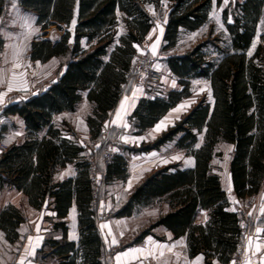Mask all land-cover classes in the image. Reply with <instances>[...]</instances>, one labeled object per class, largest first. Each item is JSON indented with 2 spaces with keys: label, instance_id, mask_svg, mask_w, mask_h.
I'll return each instance as SVG.
<instances>
[{
  "label": "trees",
  "instance_id": "1",
  "mask_svg": "<svg viewBox=\"0 0 264 264\" xmlns=\"http://www.w3.org/2000/svg\"><path fill=\"white\" fill-rule=\"evenodd\" d=\"M170 12L164 36V51L174 48L180 29L196 31L210 23L208 16L212 0H169ZM220 2L221 0H217ZM144 2L159 0H79V22L72 49L69 35L55 46L47 41L33 44L36 59H48L53 55L68 58L66 74L49 90L38 93L25 103L14 104L5 114L20 115L26 122L31 140L19 147L8 148L0 160V180L24 190L34 204H40L47 194L54 197L59 217H66L72 200L71 182L58 190L50 186L51 166L55 156L61 153L72 159L77 149L72 146H56L40 142L35 135L50 125L53 115L74 111L81 100L80 91L89 89V98L96 103L95 118L89 120L92 138L102 134L103 122L122 94L121 85L126 74L132 73V63L137 52L134 43H141L150 29V16L144 11ZM21 5L38 14L44 29L52 21L69 23L75 0H22ZM8 0H0V17ZM259 0H245L233 4L224 11L229 40L209 36L208 40L183 55L170 56L167 63L179 78L181 91H170L167 98L144 99L134 112L138 129L142 133L152 127L161 116L183 98L189 97L193 79L210 81L213 103L202 101L174 127L150 144H143L135 152L159 149L164 143L176 139V148L195 159L192 169L182 170L178 165L168 166L148 177L137 186L130 199L113 217L131 216L139 205H149L156 199L168 204L170 211L160 217L149 229L142 232L134 243L159 226L170 230L176 238L187 236L190 257L205 256V264L217 259L229 264L237 246L242 241L243 230L238 213L231 210L228 193L220 177L213 172L212 161L217 156L216 146L228 142L235 147L230 163V173L235 195L240 200L255 197L264 180V54L258 49L248 55L254 37L255 25L261 13ZM122 12L127 27L125 35L116 38L117 10ZM233 23L228 24L229 14ZM86 40V47L81 43ZM115 51L106 62L108 48L115 44ZM222 43V46L217 44ZM229 43V44H228ZM214 46L218 59L205 50ZM121 89V90H120ZM52 127V125H51ZM55 134L54 132H51ZM204 133V143L198 144V135ZM84 150V149H83ZM118 156V155H117ZM115 156L106 166L105 181L109 173L125 174L121 160ZM56 161V160H55ZM91 161L85 158L80 165L82 179L77 191L80 208L81 241L79 246L66 240L65 223L61 227L62 240L48 238L38 252L40 264H105L103 243L97 232V212L92 208L93 190L90 180ZM205 212V224L197 221ZM0 216V229L15 237V228L22 216L14 207H8Z\"/></svg>",
  "mask_w": 264,
  "mask_h": 264
},
{
  "label": "crops",
  "instance_id": "2",
  "mask_svg": "<svg viewBox=\"0 0 264 264\" xmlns=\"http://www.w3.org/2000/svg\"><path fill=\"white\" fill-rule=\"evenodd\" d=\"M9 1L10 0H8V3ZM21 1L22 0H17V3L22 9L35 14L36 25L40 27L43 37H45L44 39H39L32 42L30 47V58L33 60L32 65H35L37 69H40L41 66H45L52 61L57 60V63H54L52 70H49L43 74V78L46 81V86L43 88L42 92H45L52 88L51 86L53 84H57L63 75L66 74L69 61L67 57L62 55H53L50 58L44 60L36 59L33 56V44L40 41H47L55 46L62 41L65 35H69L68 43L70 44V49H72L76 36V28L79 22V0H75L72 14L73 16L68 24L55 23L52 21L51 25L46 29H44L39 23L38 14L31 10L25 9L21 5ZM244 1L245 0H221L218 2L217 0H212V8L208 16L210 23L206 26H203L202 29L196 31L180 29L178 43L182 33H195L202 30L204 31L205 29L209 30L207 33V39L205 41L208 40L210 35L219 37L223 40H229L230 34L225 27L226 22L224 21V11L228 8V6L233 4L234 7V5L237 3L242 4ZM259 1L262 3V10L256 22L257 24L255 25L252 43L248 49L249 56L257 53L256 51L258 49H260L264 54V0ZM159 4L160 6L158 7L156 6L155 2H144L143 9L152 19V25L145 34L143 41L141 43L133 44L135 51L138 54L140 52L139 50H141L140 48L146 45L148 41H151V37H153L155 28L157 27V23L155 21L156 19H154L148 12L149 7H153L157 10L166 9V16L159 41V44L163 43L164 47L166 24L170 12L169 6L172 4V2L169 0H159ZM216 9H219L220 11V23L217 31V26H215V23L213 22V16L211 13L212 10ZM73 21H75L74 24ZM117 21L118 25L116 27V38L119 39L121 36L128 33L127 27L124 23L123 14L119 11V9L117 10ZM227 22H229L228 24H232L234 22L231 13L229 14ZM53 28L57 29V31L60 33L59 36L54 40L49 38L50 32ZM81 43L84 45V48H87L85 45V39H82ZM117 44L118 41L108 48V53L104 56V60L106 62L110 60L111 53L115 51ZM177 45L175 47H177ZM217 45L222 46V43ZM148 50L151 52L149 47ZM162 50L164 51L163 48ZM205 51L211 53L214 59H219L221 57V55H217V50L214 49V46L208 47ZM169 57L170 56H168V58ZM167 60H164L159 64H161V66L165 69L166 74H169L173 78L169 80L170 83L166 82L164 80L166 79V76L157 70L159 64L156 66L157 69H154L157 73L158 83H164L163 81H165L167 86L170 85V88H168L166 92H162L160 95H154L152 93L153 91L148 90L147 87L135 85V76L131 75L130 71H128L126 74V83H122L121 85V89L123 90L122 94H120L115 107L108 111L107 117L103 122L102 132L108 127L110 129L116 128L122 133L123 138H127V142L125 139H123L125 143L124 149L117 156L122 162L125 174H123V176H118L114 173H111V175L109 173V177L106 181V205L108 209H114L115 213L120 210L121 207L130 199L134 189L141 185L152 174L173 165H178L182 170L192 169L195 166L194 157L191 155H186L184 151L177 149L175 146L176 151L183 154L182 160L173 162L169 165H166L165 167H155L152 169L154 164L160 163L162 165V160H160L161 158L158 157L160 150L166 144H176V139L168 141L164 143V145L159 149L151 150L149 152L134 151L135 149H138L136 147L140 148L143 144H150L154 142L156 139L162 136L164 132L168 131L177 124L176 123L174 126L172 125L174 124L175 117L180 112V110L176 111V109H180L181 105H184L186 101L193 97L194 93L192 90V83L194 81H202L206 83L207 94L203 95L202 98H200V101L195 106L191 107L189 111L183 116V118L202 101L213 103V94L210 81L207 79H193L191 81L190 91L192 94H190L189 97L183 98L175 106L171 107L163 116L160 117L156 123H154L152 127L147 128L141 133L138 129L135 119L133 118L134 112L136 111L137 107L140 106V102L144 99L155 100L156 98H167L170 91H181L182 89L179 83V78H177L172 73L168 66L169 63H167ZM79 94L81 95V100L76 104L74 111H63L53 115L54 117L52 118L50 125L44 126L35 135L39 143L42 141L50 142L56 146H63V144H65L77 149V155L72 159H67V157L64 156L60 150L55 156L56 161L54 160V162H50V186L54 188V190H58L64 184L71 182L73 195L66 213V217H59L58 211L56 210L57 203H55L54 197L50 196L49 194H47L43 201L37 205L34 204L35 202L30 200V197L24 192V190L18 189L19 187L14 185L12 182H9L7 178L0 180V216H2L1 214L8 207H14L22 216L21 222L15 228L16 231L14 238H10L7 231L0 229V242H4L10 247H18L13 260L8 264H40L36 261V258L38 256V252L42 247H44L43 245L45 241L48 238H52L54 240L63 239L64 232L62 231L61 227L56 228V224L59 223H65L67 228L66 240L79 246L81 241V226L79 208L80 204L77 193L79 189L77 188H80L79 184L80 180L82 179L80 165L89 155L86 150H83L82 141L92 138L93 132L89 120L95 118L96 110V103H94L89 98V89L80 91ZM37 95L38 93L30 96H16L13 99L5 98L2 101V105L0 106V141L6 143L8 148L22 146L26 142L30 141L31 137L34 136H32L29 132L25 120L20 115L5 114V109L14 104L21 105L30 98ZM118 112L119 118L117 117ZM113 121H115V123H113ZM161 122H163V125L160 127V129L154 130L158 124H161ZM125 124L127 127L124 126ZM51 132H54L55 134H52ZM198 136V144L201 145L204 143V133L199 134ZM140 137H144L145 139L141 140L139 139ZM220 147H224L227 150L226 166L223 171L219 172L213 169V172L220 177L224 189L227 191L228 196H230L229 200L231 203V210L238 213L240 217V226L243 230L242 241L239 243L243 246V249L241 252L236 251L229 264H264V213H262V209H264V180L260 192L254 197L255 200L253 205L249 206L246 203L247 199H238L233 189L230 173V163L233 158L235 147L233 144H229L228 142H220L216 146L215 152H217L218 155L215 156L214 159L220 156V152H218V148ZM4 154L5 152L0 153V160ZM152 158L154 160L156 159L155 163L149 165ZM214 159L212 161V168ZM157 160L159 161L158 163L156 162ZM189 160L192 161L191 164L186 163ZM104 169L105 174L106 172L108 173L106 167ZM129 181H131L130 187ZM117 200H123L124 204L119 208H113L111 202ZM170 209L171 208L166 202L156 199L149 205H139L131 216L120 218L113 217L114 221L97 222L96 226L98 236L101 238L104 249L103 252L106 254V257L103 259V263L110 264L109 259H112L114 262L113 264H205V256L203 254L190 257L191 252H189L187 236L176 238L174 234L164 226L154 228L150 234L144 236L139 242L134 243L136 238H138L142 232L149 229L151 225H153L160 217L167 214ZM205 215L207 219H205ZM136 219L138 220V224L134 225L133 221ZM123 220L131 222L132 227H130L128 232L125 230L122 232V228L118 226L119 223H121L120 221ZM207 220V214L205 212H201V216L197 223L205 224ZM101 225H107V227L102 228ZM258 228L261 229L260 232H257ZM113 238H115L118 243L113 244ZM121 244H123L122 247H120ZM257 245H259V248ZM133 248L143 249V252L130 253L127 257L121 255L119 261L116 259L117 255ZM161 252H163V255H160ZM177 254L179 255L177 256ZM213 263L222 264L217 259L213 260ZM0 264H4L1 256Z\"/></svg>",
  "mask_w": 264,
  "mask_h": 264
},
{
  "label": "rangeland",
  "instance_id": "3",
  "mask_svg": "<svg viewBox=\"0 0 264 264\" xmlns=\"http://www.w3.org/2000/svg\"><path fill=\"white\" fill-rule=\"evenodd\" d=\"M165 11L166 9L157 10L153 7L148 8L150 15L156 19L155 21L157 23V27L155 28L153 37H151V41H148L147 44L141 47V50H139V54L141 56L152 59L155 66L154 69H157L156 66L160 62L164 60L166 61L168 56L183 55L200 43L205 42L207 39V33L209 32L208 29L195 33L184 32L180 36L177 47L164 52L162 50L163 43L159 44V41L166 16ZM219 12V9L212 10L211 12L213 16V22L215 23V26H217L216 31L218 30L220 23ZM59 34V31L53 28L50 32L49 38L54 40L59 36ZM44 38L45 37H43L40 27L36 25L35 14L22 9L17 3V0H10L3 15L0 17V106L2 105V101L5 98L13 99L16 96H30V93H37L40 88H44L46 86V81L43 78V74L49 70H52L54 63H57V60L52 61L45 66H41L40 69L36 68V70H33V60L30 58V47L32 42ZM153 46H155V52H153ZM148 47L151 49V52L148 50ZM157 70L163 73V75L166 76V79L164 80L170 83L169 80L173 78L169 74H166L165 69L161 66V64H159ZM165 81H163L164 83H157L153 86L147 85L145 87H147L148 90L153 91L152 93L154 95H160L162 92H166L167 89L170 88V85L167 86ZM192 90L194 93L193 97L184 103L183 108H180V112L175 117L174 124H172L173 126L183 118V116L189 111L191 107L195 106L200 101V98H202L203 95L207 94V85L202 81H194L192 83ZM104 131L114 135H119L121 137L122 145L118 148V152L120 153L124 149L125 144L122 133L116 128L110 129L109 127L105 128ZM218 152H220V156L214 159L213 169L220 172L223 171L226 166L227 150L224 147H220L218 148ZM182 155V153L176 151L175 144H166L160 150V154L158 155V157L161 158L160 160H162V165L160 163L154 164L152 169L155 167H165L166 165H169L173 162L180 161L182 160ZM173 157L180 158L173 159ZM155 160L152 158L149 165L155 163ZM156 162L158 163L159 161L157 160ZM99 168L102 171L104 170L102 164H100ZM106 194L107 185L104 187L103 199L100 203L102 205L100 210L104 215V217L99 220L100 222L114 221L113 215L115 214V210L107 208ZM111 204L113 205V208H119L124 204V201H112ZM120 222L121 223H119L118 226L122 228V232L124 230L128 232L130 227H132L130 221L123 220ZM133 222L134 225L138 224L137 219ZM122 246L123 244L120 245V247ZM17 248V246L10 247L4 242H0V256L2 257L4 264H8L13 260Z\"/></svg>",
  "mask_w": 264,
  "mask_h": 264
},
{
  "label": "built area",
  "instance_id": "4",
  "mask_svg": "<svg viewBox=\"0 0 264 264\" xmlns=\"http://www.w3.org/2000/svg\"><path fill=\"white\" fill-rule=\"evenodd\" d=\"M33 70H36V66L33 65ZM132 73L134 77V83L137 86H153L158 83L157 73L154 70V62L150 58H144L140 54H136L132 63ZM43 91V88L37 93ZM29 93V91H28ZM36 93H30L33 95ZM122 145V139L119 135H114L112 133L103 131L100 138L98 139H85L82 141L83 149L87 151L88 158L91 161V172L90 180L93 190L92 196V208L97 212L98 219L104 217L101 212V201L103 199L104 187L106 185L105 181V169L100 170V164L103 165V168L107 164L111 163L110 161L119 154L118 148ZM8 146L6 143L0 141V153L6 152ZM115 149V151H113ZM231 199V198H230ZM255 198H248L246 203L251 206L254 204ZM243 246L239 244L237 246V252H241ZM106 257V256H104ZM110 264H113V260L109 259Z\"/></svg>",
  "mask_w": 264,
  "mask_h": 264
},
{
  "label": "snow or ice",
  "instance_id": "5",
  "mask_svg": "<svg viewBox=\"0 0 264 264\" xmlns=\"http://www.w3.org/2000/svg\"><path fill=\"white\" fill-rule=\"evenodd\" d=\"M74 23H75V21H73V24H74ZM29 26H30V25H29ZM153 52H155V46H153ZM197 83H199V82H197ZM122 107H123V105H122ZM180 107L183 108L184 105H181ZM179 110H180L179 108L176 109V111H179ZM117 117L119 118V112L117 113ZM113 123H115V121H113ZM162 125H163V122H161V124H158V125L156 126V129H154V130H159L160 127H161ZM124 126L127 127L126 124H125ZM123 139H125V141L127 142V138H123ZM139 139L143 140V139H145V138H144V137H140ZM113 151H115V149H113ZM179 158H180V157H173V159H179ZM186 163L191 164L192 161L189 160V161H187ZM130 186H131V181H129V187H130ZM262 213H264V209H262ZM205 219H207L206 215H205ZM101 227H102V228H103V227H107V225H101ZM260 231H261V229L258 228V229H257V232H260ZM112 243H113V244H116V243H118V242L115 240V238H113ZM257 247L259 248V245H257ZM169 250H171V249H169ZM136 252H143V249H135V248L130 249L129 251H125L124 253L117 255L116 259L119 261L120 258H121V255L127 257L130 253H136ZM150 254H151V253H150ZM160 255H163V252H161ZM178 255H179V254H177V256H178Z\"/></svg>",
  "mask_w": 264,
  "mask_h": 264
}]
</instances>
